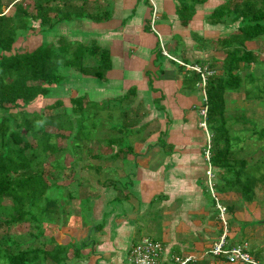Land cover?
<instances>
[{
	"label": "trees",
	"instance_id": "16d2710c",
	"mask_svg": "<svg viewBox=\"0 0 264 264\" xmlns=\"http://www.w3.org/2000/svg\"><path fill=\"white\" fill-rule=\"evenodd\" d=\"M32 1L34 14L29 12L24 0L11 2V5L0 0V264H46L49 259L59 264L65 259L69 247L59 245L53 239L50 240V251L32 247L14 253L10 248L12 242H3L2 238L8 235V227L15 224L34 223L38 231L34 239L46 236L50 226L61 225L59 221L65 214L60 204L63 194L54 175L61 169L64 149L58 142L62 140L68 144L65 150L69 147L81 150L80 143L91 144V130L95 129L91 123L98 112L108 110V105L99 111L92 110L91 104H84L83 96L69 98L66 106L61 99H56L47 106L51 114L27 108L39 97L44 102L51 88L69 84L78 74L82 78L105 81L111 70L108 50L95 42L86 44L67 34L53 32L55 26L74 19H89L96 23L107 21L110 12L105 10L99 16L93 15L86 13L83 7L67 5V0ZM175 1L176 16L186 26L195 16L196 6L207 0ZM8 7L12 12L4 13ZM207 21L230 31L218 41L223 55L221 74L209 78L205 88L206 124L211 134L210 164L217 176L213 191L218 196L234 193L242 202L250 203L255 196V187L264 184V126L258 131L251 129L247 138L256 146L249 155L262 152L261 157L252 161L236 158L235 139L229 123H252L243 115L228 113L226 94L243 92L246 101L264 107V59L260 58L264 55V0H226L209 14ZM35 23H38L37 29ZM48 31L54 40L44 39L31 51L14 50L18 38L37 33L46 35ZM248 43H259L260 46L255 51L249 50ZM158 56L161 57L159 53ZM188 73L189 87H197L200 76ZM128 93L120 99L129 100L132 94L134 96V92ZM60 107L61 111H57ZM123 126L117 128L121 137L109 139L106 146L112 150L119 143V151L128 155L132 148L124 141L140 130L133 131L136 124L132 121ZM128 127L131 128L125 130ZM160 143L163 144L162 140ZM50 158L52 174L46 175L43 166ZM96 170L101 171L99 167ZM207 193L209 204L215 207V199ZM7 200L8 206L4 203ZM229 208L225 207L227 214ZM70 247L76 257L78 249L73 245Z\"/></svg>",
	"mask_w": 264,
	"mask_h": 264
},
{
	"label": "crops",
	"instance_id": "0c3cea01",
	"mask_svg": "<svg viewBox=\"0 0 264 264\" xmlns=\"http://www.w3.org/2000/svg\"><path fill=\"white\" fill-rule=\"evenodd\" d=\"M106 2L113 10L112 13L107 8L110 12L107 21L74 19L67 26L70 28L73 24V31L66 29L68 37L86 44L95 42L108 50L111 58V70L105 81L90 82L92 89L78 87L79 96L88 95L91 90L94 101H109L134 92L129 101L156 116L162 128L154 140L134 142L131 148L134 153L138 148L139 155H144L148 147L156 151L159 148L163 159L152 169L142 166L139 155L136 159L134 156L127 157L128 160L123 158L121 171L124 172L125 161L136 165L134 175L125 177L131 181V189L126 192L119 191L116 183L101 189L104 183L99 179L92 183L84 177L80 181L76 179L78 189L73 197L78 198L83 191L90 192L82 196H90L89 208L85 210L88 214L78 220L84 212L79 202V213H71L75 217L69 216L65 225L50 226L46 233L50 249L45 250L52 249L51 239L74 248L79 241L76 257H80L82 264H126L129 246L140 238H151L146 235L148 229L142 220L149 212L157 217L159 226L155 239H151L164 244L170 252L194 257L195 261L189 264H230L209 254L213 243L223 234V227L215 207L209 204L207 189H203V170L206 172L204 166H207L201 158L204 142L198 129L201 98L197 87H189V71L182 70L177 62L163 54L187 65L203 66L216 61L221 64L223 55L218 41L230 31L221 25H210L207 20L213 9L224 2L208 0L213 5L206 2L196 6V14L186 26L176 16L175 0H147V3L127 0L125 15L118 22L114 19L117 7L113 8L110 0ZM151 9L156 14L155 31L147 19ZM49 37L48 41L54 40ZM105 199L110 206L108 213L101 206ZM260 202L255 194L253 201L244 206L241 203L225 206L230 207L226 213V242L229 246L247 242L255 260L264 264V206ZM72 248L66 254L68 258L73 257Z\"/></svg>",
	"mask_w": 264,
	"mask_h": 264
},
{
	"label": "rangeland",
	"instance_id": "374dc122",
	"mask_svg": "<svg viewBox=\"0 0 264 264\" xmlns=\"http://www.w3.org/2000/svg\"><path fill=\"white\" fill-rule=\"evenodd\" d=\"M17 1H20V0H4V3L10 4L11 2L14 3ZM110 1H112L114 4L113 5L110 2L113 8L117 7V12H116L117 14L114 15V19H116L118 22L122 18V16L125 15L124 10L126 9L127 5L124 4V2L127 0H122V1L121 0H114V1L110 0ZM115 1H117L116 4H115ZM142 1L147 3V0H140V2ZM225 1L226 0H223V2ZM206 2H208V0ZM24 4L28 5L29 12L31 14H34L35 11L33 9V1L24 0ZM70 4H75L76 6L83 7L86 13H90L94 15L101 14L105 10L111 9L108 3L106 2V0H67V5H70ZM207 4L213 5L211 4V2H208ZM56 5L61 10H65V8H63L60 4H56ZM111 10L110 12L113 13V10L112 11ZM11 12H12V9L11 8L9 9V7L6 10H4V13L9 14ZM195 14H196V11H195ZM155 15L156 14L154 10L151 9L150 16L149 18H147L149 21V25L152 24V20H154V23L156 22ZM154 23L151 26L152 31L153 29L155 31ZM67 26H68V22L59 24L55 26V28L53 29V32L55 33L60 32V33L67 34L66 33L67 28L73 31V28H74L73 24H71L70 28ZM34 27L37 29L38 23H35ZM49 36L53 37L50 31H48L46 35L44 34L39 35L37 33L33 36L18 38L13 48L15 51H21V52L26 51V50L31 51L37 46H39L40 43L44 41V39L49 40L50 38ZM155 44L157 46L156 41H155ZM246 46L249 50H256L260 46V44L259 43H248ZM260 58L263 60L264 55L260 56ZM194 65H190V66H194ZM202 67L209 68L211 71L215 73V76H219L221 74L220 72L221 64H219L217 61L214 64H206V65H203ZM85 80L81 78V76L78 74L75 76V78L71 82H69V84L57 86V87H54L53 89L51 88L49 94L45 97L44 102H43V99L39 97L34 102H32L27 108H33L35 110L42 111L44 114H51L52 111L47 109V106H50V104L55 102L56 99H61L64 102L63 106H66L69 103L68 102L69 96H71L72 98L73 95L74 97H76L81 94L79 93L78 87H82V88L87 87L88 89H92L93 88L91 87L92 83L90 82H93L96 79L91 80L87 78ZM97 81H94L93 83ZM72 87L76 91L78 90L77 95H76V91H73ZM197 89H198V92L201 98L200 106L198 108V117H199L198 129L201 132V136L204 142L203 146L201 147V158L205 164L206 163L205 151L209 145V140H208L207 133L201 127L202 118L199 115V111L204 105V92L200 87H198ZM90 92L91 90L87 92L89 96L86 94H83V97L86 96L83 98L84 104H88V105L91 104L92 110H98V111L101 108H104L106 107V105H108V110L100 114L98 112V116L91 123L94 125V128H95L94 130H91V135H90V139L92 141L91 144L87 145V143H80V146L83 147L81 150L78 147H69L65 150V147L68 144L65 145V142H63L62 140H59L58 142L59 146L64 149V152H63L64 157L62 158V161H61V169L60 171L56 172L57 174L54 175L58 178L56 179V184L59 185L60 188L63 190V191L61 190L63 194V201L60 202V204L64 207L65 214H64V217H62V219H60L59 221V224L61 225H65V222L69 221L67 220L69 216L75 217V215H71V213L78 214L79 213L78 210L80 209V207L84 208V212L81 214L78 220H83L84 216H87L88 214V212L86 211L89 208L88 202L90 198L88 197L90 196H86V197H82V196L90 192L83 191L84 193H81V195L78 198L73 197V195H75L73 194V192L77 191L78 189L75 186L76 183H74L76 179L77 180L79 179L80 181L81 180L80 178L84 177V178H87L89 182L91 181V183L95 182L96 179L97 180L99 179L100 181H102L101 183H104L103 186H101V189L107 188V186L109 187V184H115V183L119 184L118 185L119 191L122 190L126 192L129 189H131V187L127 186L129 184L130 178L126 179L125 177H127V175H130L131 172L135 170L134 166L136 165L133 164L132 161H125L124 172L121 171L119 168L121 165V160L123 158H126L128 160L127 157L131 159V157L134 156L135 157L134 159H136V157L139 155L138 153L139 150L138 148H135L136 152L134 153L133 152L134 150L132 149V152L130 154L125 155L126 153L124 151H119V148H120L119 143L115 144L112 150L108 149V146H106V144L109 139L121 137V133L117 131V128H123L124 127L123 123L132 121V123L136 124V126L133 127V131L135 132L136 130H140L139 133L138 131H136V133H133L132 135L128 136V138L125 139L124 144L127 147H132V144L134 142L139 143L140 140L142 141L148 140V142H150L151 140H154L155 135L162 128L161 123H159V119L156 116L149 115L147 111L143 110V108H140L139 105H136L134 102H131L127 99L121 100L120 98H115L109 101L107 100L94 101L93 99H91L92 95L90 94ZM243 94H244L243 92L233 93L232 95H228L227 93L226 94V100H227L226 108L228 109V113L232 114V116L243 114V116H245L248 119V121L252 123V125L243 124L242 122H236V123L230 122L229 123V125H231L230 127L231 134L235 139V143L233 147L235 157L239 159H247L248 161H252V160H255L261 157L263 153L256 152L255 155L253 156L249 155V153L252 150H255L256 146L254 145L253 141H250L247 138L249 136L248 134L251 129L252 130L256 129L258 131L260 128L264 126V107L259 105V103L257 102L250 103L248 101H245L243 98ZM61 108L62 107H60L57 111H61ZM129 128L131 127L125 128V130L126 129L129 130ZM54 133H56V131H54ZM163 139L165 140V142L168 141L167 137H164ZM29 140L30 142H32L30 138ZM148 148L146 152L144 153V155H139V157L142 160L143 167L154 169L162 161L163 151L159 150V148L157 149V151L155 150V148L153 149L152 148L148 149ZM114 155L116 156L113 157ZM109 158H112V159L109 160ZM50 160L51 158L49 159V161L46 162L47 164L43 166V170L46 175L52 174ZM97 167H99L101 171L98 172L95 169ZM205 168L206 167L204 166V169ZM116 169H118V171H116ZM203 173H204L203 174V189L210 190L205 170H203ZM213 179L214 180L212 182L214 185V183H216L217 176L215 175ZM254 191L256 192L255 194L257 196V201H259L260 199L261 200L260 204L264 206V184L257 185ZM78 192H82V190H79ZM101 192L103 191L101 190ZM216 197L219 200H221L220 204L222 206H226V205L234 206V204L238 205V203H241V206H244V204L248 203L245 201L242 202L239 199L240 197L235 195L234 193H229L224 196L219 195ZM93 199H96V198H92V200ZM100 199L102 200V198ZM79 202L80 204H82V206L80 207H79ZM4 203L7 206L10 204L8 200L5 201ZM103 203H101V206L103 207L104 205L106 207V212L108 213L109 208H110V206H108L109 205L108 200L105 199ZM164 218H166V216ZM225 219L228 223L227 215ZM142 220L146 222V229H148L147 233L146 232L144 233H146V235L150 236L151 238L155 239L156 233L158 232V228H159V226H157L158 225L157 217H155V215H153L152 213L149 214L148 212L147 214L145 213V217H143ZM34 226L35 224L32 222L25 223V224L11 225L8 227V235L3 236L2 241L3 242L8 241V243L12 242V245L10 248L12 249L14 253L19 250H27L32 247H41L44 249L47 248L49 250L50 247H47L50 245L49 237L44 236V237H39L37 239H34V236L38 232L37 229L34 228ZM56 226H59V225H56ZM79 243L80 242L78 241V243L76 244L78 246L77 249H79ZM68 247H70V245ZM79 259H80L79 256L68 258V256L66 255L65 259L60 260L59 264H82L79 261ZM46 264H55V263L49 259L47 260Z\"/></svg>",
	"mask_w": 264,
	"mask_h": 264
},
{
	"label": "built area",
	"instance_id": "2783aa9c",
	"mask_svg": "<svg viewBox=\"0 0 264 264\" xmlns=\"http://www.w3.org/2000/svg\"><path fill=\"white\" fill-rule=\"evenodd\" d=\"M154 20H152V24ZM151 24V26H152ZM154 31V29H153ZM165 57L174 60L180 66L184 67L186 71H191L200 76V87L204 92V105L199 111V115L202 118L201 127L205 130L208 136L209 145L205 151L206 176L209 185V191L213 198L217 201L213 191V168L210 164V136L207 131L206 117H207V102L205 95V88L207 80L214 76V72L207 67H200L197 65L190 66L182 62L175 60L163 52ZM217 209L219 211V217L223 223V234L220 238L213 243L209 250V254L215 258H223L230 264H262L255 260L253 255L249 251L247 242H243L238 245L229 246L226 242V222L224 221L225 208L217 203ZM195 261L192 256H179L173 252H170L168 248L161 242L153 240L148 237L140 238L137 242L131 244L128 248L126 255V264H189Z\"/></svg>",
	"mask_w": 264,
	"mask_h": 264
},
{
	"label": "bare ground",
	"instance_id": "6f19581e",
	"mask_svg": "<svg viewBox=\"0 0 264 264\" xmlns=\"http://www.w3.org/2000/svg\"><path fill=\"white\" fill-rule=\"evenodd\" d=\"M187 65V64H186ZM182 67V66H181ZM200 67H202V66H200ZM184 68V67H183ZM185 69V68H184ZM209 69V68H208ZM191 72V71H190ZM214 76H215V74H214ZM213 77V76H212ZM211 78V77H210ZM197 88H198V86H197ZM206 95V94H205ZM207 131H208V129H207ZM208 134H209V136H210V139H211V134L209 133V131H208ZM206 166H207V164H206ZM213 176H214V174H213ZM209 193H210V191L209 190H207ZM211 194V193H210ZM214 195H215V197L216 196H218V195H216L215 194V192H214ZM212 196V195H211ZM213 197V196H212ZM216 199H217V201L215 200V202H216V205H215V209H216V211H217V213H218V217H219V211H218V209H217V203L220 205V206H222L221 204H220V200L216 197ZM222 207H224L225 208V206H222ZM225 217H226V209H225V214H224V221L226 222V219H225ZM219 220H220V222H221V224H222V226H223V223H222V221H221V219H220V217H219Z\"/></svg>",
	"mask_w": 264,
	"mask_h": 264
}]
</instances>
